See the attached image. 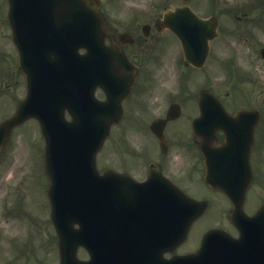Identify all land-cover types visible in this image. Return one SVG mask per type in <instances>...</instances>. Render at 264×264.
<instances>
[{
  "label": "rangeland",
  "instance_id": "rangeland-1",
  "mask_svg": "<svg viewBox=\"0 0 264 264\" xmlns=\"http://www.w3.org/2000/svg\"><path fill=\"white\" fill-rule=\"evenodd\" d=\"M104 1V8L105 12L107 14L111 13L114 16H119V13H123V8H125V3H122V6L119 4V1L121 0H103ZM143 1V0H139ZM224 4H229V0H221ZM170 2H176V0H153V12L152 14H159L161 10L166 7ZM209 0H191L190 5L192 8L199 13L201 16H207L211 12V8L208 6ZM214 2V1H213ZM211 3V5L213 4ZM216 2V0H215ZM118 4V6H117ZM207 4V5H206ZM115 7H118V10H116ZM213 8V7H212ZM222 5H217L216 8L214 6L215 13H218L221 16V19L224 21V23H231L230 17L228 14H225L221 10ZM126 11V10H125ZM261 12V11H260ZM130 14L128 10L125 12V15ZM124 15V16H125ZM264 15V14H263ZM240 25V22H238ZM247 24V22H246ZM241 25L243 26V22H241ZM4 21L3 17L0 14V49H2L6 46L4 44V35H5V29H3ZM241 26V27H242ZM258 39H263L261 33L257 32ZM227 40H230L231 42L228 43ZM236 40L225 37L224 40H222V43L227 44L228 46H223L221 43H214V54L213 57L210 59L208 66L206 70L202 72L198 71H192L189 69L181 70L179 65L176 63L178 58H182V52L179 44L172 43L171 47L168 46V50H170V53L161 52L160 53V59L159 61L154 65V87L155 89L151 92V102L152 104L157 100H153L154 98L158 97L157 91H164L168 88H172V92L174 93L177 90V87H180L179 84L183 83L181 81V75L184 74V78L186 81L190 82V86L192 87V90L195 89L194 84L198 82V85L203 84L208 78V75H212V72L215 67L218 66V58H223L224 53L228 50V54L234 53L237 51L241 56L244 54L243 58L245 60H249L250 63H252L253 59H256V53L257 48H251L248 46L238 48V45L235 43ZM249 43H251L254 46V42L250 39ZM241 51V52H240ZM163 54V55H162ZM14 62V61H13ZM13 62L5 61L3 63L0 61V91L2 89H6L7 97L20 95L22 93V84L19 83L20 86H17L15 80L21 81L23 77L21 74L17 72V68L15 71V74L13 75V82L11 83L12 79L10 77V72L12 70ZM15 65V63H14ZM222 68V67H221ZM188 70V71H187ZM7 72V74L5 73ZM186 72V74H185ZM187 75V78H186ZM212 79L210 80V84L213 85L217 91L221 92L222 95L225 96V94L229 91L231 94L233 91L235 92H243L238 93L237 96L242 98H247L248 95H251V98L255 97V92H258L259 89L258 86H250L246 84H239L234 83L233 81L228 86L227 84V75L225 74L224 70H220V72H217L213 74ZM221 75V77H220ZM1 77L2 79H5L6 87L4 83H1ZM206 77V78H205ZM188 79V80H187ZM164 81L163 88L161 87L162 82ZM10 83V85H8ZM172 85V86H170ZM3 87V88H2ZM227 96V95H226ZM158 104V103H156ZM6 105H3L5 107ZM26 129L28 131H24V133H16L17 135L14 136L13 139V145L11 149V153L8 156V160L5 158L0 161V215L4 216V208H7L8 202L11 201L9 197V193H11V190L18 186L21 191L19 192H27L26 193V216H16L14 215V218H11L12 225L8 227H5V224L2 223V219L0 216V226L4 227L7 231V235L5 237H2L0 239V248L1 254L4 253L3 246H6V242L4 240L8 236H24V238H30V232L32 235H37L39 231L40 236L45 238L47 235H49V231L45 229L44 227L40 226L37 227L38 222L35 220L34 216L40 218L46 213V203H47V196L45 187L47 185V179L43 170V162L41 158H38L36 156V152L39 150L40 147H38L37 141L38 137V131H35L34 127H30ZM264 131V130H263ZM18 132V131H17ZM115 132L113 133L114 136ZM126 138L129 139H138L141 137L139 132L137 131H128L126 134H124ZM37 145V147H35ZM111 149L106 150L103 153L104 156H108V158H104L105 162H115L119 163L116 153L112 151ZM108 152V154H107ZM34 176L35 184L32 183V179L29 177ZM258 188H256L257 190ZM30 190V191H29ZM12 194V193H11ZM35 194H37L36 197ZM217 202H219V199L217 198ZM18 215V212H16ZM212 214H209L205 220L201 222V226H209L211 224ZM4 221V220H3ZM41 229H43L41 231ZM45 229V230H44ZM200 229V228H199ZM1 235V234H0ZM39 236V235H37ZM37 236H31L32 240H35ZM190 244L188 245V247ZM7 253L4 254L6 256ZM36 256V252L34 251V246H32V250L30 252V256ZM0 264H3L4 261H0Z\"/></svg>",
  "mask_w": 264,
  "mask_h": 264
},
{
  "label": "water",
  "instance_id": "water-1",
  "mask_svg": "<svg viewBox=\"0 0 264 264\" xmlns=\"http://www.w3.org/2000/svg\"><path fill=\"white\" fill-rule=\"evenodd\" d=\"M13 5H15V4L13 3ZM50 5L52 6V11L50 12V18H51V21H54V23H55V25L52 24V27L49 29L50 32H53L56 34L58 31L62 30L66 25H68V24L71 25V24H73V22L76 23L74 26L76 29L74 30V33L71 34L72 39H67L66 33H59L57 36V42L59 45L57 47L48 48L46 50V54L40 55V57H42V58L50 57V52L56 48L54 55L58 61L55 60V62H58L57 68L60 69L61 61H64L66 56L72 54V52L75 54L76 52H78V49L80 46L85 45L86 41H89V39H87L89 34H88V32H85V29H87L86 28V26H87L86 17L90 12L94 16H95V14H94V8L91 6V4L87 3L84 0H52V4H50ZM176 19H174V21ZM10 21H11L12 26L15 27V25L17 24L15 11H13V14H11ZM53 33L45 34L44 39L37 42V46H42L45 41L52 39ZM202 35H203V33L196 35V31L192 30L183 36V42L187 46L188 53H190V46L189 45H191V46L195 45V41H198V37H200ZM14 37L16 38V36H14ZM17 39L21 40V38L18 36H17ZM15 41H16V44L21 51V48H20L16 39H15ZM203 41H204V38H203ZM21 43L24 44L23 42H21ZM96 44H98V42ZM24 49H25V47H24ZM198 49L201 52L203 51L201 44L198 45ZM205 55H206V48L202 52V54L195 56L196 59L198 60L196 62H198V64H201L205 58ZM191 57L194 59L193 51H191ZM74 58H75L74 64L80 63L79 62L80 60L77 59L78 58L77 55L76 56L74 55ZM53 64H55V63L53 62ZM50 68H51V64L47 61L37 62L35 69H33L32 66L28 63L23 64V66H22V70H24V72L27 74L29 81L31 79L32 80H40L47 73H50V71H51ZM92 117H94L93 118V125H95V128H97V129L100 128V131L97 132L96 138H95L96 143H99V145H100L102 143V141L104 140V137L107 136V134H108V125H106L107 130H104L102 127L103 126L102 121H101V119H99L97 114H95V115L93 114ZM18 118L22 119L23 117H18ZM91 120H92V118H91ZM7 129H8V127L5 128L4 130L7 131ZM71 138H72V136H71ZM86 138L87 137H84V138L76 137L75 138V139H77V144L75 143V147H74L76 153H80L82 151V148L80 146V141L86 140ZM95 145H94V147H95ZM0 147H1V145H0ZM48 157L50 158V155H48ZM47 163H48V172H49V175L53 181L56 179L63 178V177H57L56 176V173L58 172L57 164L52 163L50 161V159H49V162L47 159ZM54 191H55V188H54ZM256 221H259V219Z\"/></svg>",
  "mask_w": 264,
  "mask_h": 264
},
{
  "label": "flooded vegetation",
  "instance_id": "flooded-vegetation-1",
  "mask_svg": "<svg viewBox=\"0 0 264 264\" xmlns=\"http://www.w3.org/2000/svg\"><path fill=\"white\" fill-rule=\"evenodd\" d=\"M150 24H153V21L150 22ZM126 32L138 36L141 39V41H144V40L148 41L147 38L142 36L141 29L138 28V27L135 28V29L127 28L126 30H124L123 32H121L119 34L116 33V39L119 42H122L123 41V34L126 33ZM152 36H154V35L152 34ZM126 49H127V53H129L131 57H135L136 58L138 56L137 53H136L137 50L134 49L133 46L127 45ZM133 60L135 61L134 58H133ZM132 102L133 101H131L130 103H132ZM149 163H150V161L148 160V161H146V163H143L141 165L138 164V165H136L134 167L132 165L134 174L138 178L140 177L141 180H144L147 177L146 176L147 175V170L146 169L148 168V164ZM158 163L162 166L163 173L166 176H168V170L170 168H172V157H171V155L167 154V155L160 156V160L158 161ZM202 169H203L202 160H201L200 156H198V171H195V173H198V175H200L201 172H202Z\"/></svg>",
  "mask_w": 264,
  "mask_h": 264
}]
</instances>
